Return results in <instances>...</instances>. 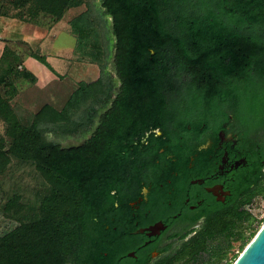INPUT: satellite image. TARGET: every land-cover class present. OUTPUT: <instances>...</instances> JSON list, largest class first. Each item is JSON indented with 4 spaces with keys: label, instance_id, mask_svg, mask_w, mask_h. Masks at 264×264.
<instances>
[{
    "label": "trees",
    "instance_id": "obj_1",
    "mask_svg": "<svg viewBox=\"0 0 264 264\" xmlns=\"http://www.w3.org/2000/svg\"><path fill=\"white\" fill-rule=\"evenodd\" d=\"M80 8L69 22L73 54L95 64L100 76L78 83L60 111L46 104L23 125L10 103L16 81L36 83L21 69L23 58L48 65L29 46L22 54L4 46L0 54V174L14 159L32 164L44 181L33 202L13 194L4 204L3 214L20 224L0 236V264H117L127 247L117 242L104 204L111 187L101 192L100 181L118 169L147 167V146L133 143L145 116H161L176 128L197 114L216 119L228 110L241 128L262 136L264 165V0H0V15L24 22L40 14L60 21ZM110 60L122 92L105 129L76 146L47 141V133L83 134L92 126L111 101ZM171 105L182 106L180 118L164 111ZM174 131L166 132L168 154L176 152ZM252 221L249 210H229L165 256L137 264H218L232 242L241 240L243 250L251 241L254 231L243 239L236 225Z\"/></svg>",
    "mask_w": 264,
    "mask_h": 264
},
{
    "label": "flooded vegetation",
    "instance_id": "obj_2",
    "mask_svg": "<svg viewBox=\"0 0 264 264\" xmlns=\"http://www.w3.org/2000/svg\"><path fill=\"white\" fill-rule=\"evenodd\" d=\"M112 67L115 81L112 78L111 101L99 108L80 144L95 131L105 129L112 103L122 92L113 61ZM165 110L172 114L177 111L176 117L180 118L183 109L171 105ZM174 124L161 116H145L141 137H134L133 143L147 146V167L118 169L100 181L101 192L105 186L111 187L109 201L104 204L111 209L117 242L127 247L119 250L117 264H137L144 257L153 263L215 225L229 210H248L245 201L250 195L264 194V176L254 183L264 173L260 133L241 128L228 110L216 119H201L197 114L191 122L176 128ZM173 130L176 152L168 154L166 132ZM152 140L160 146L152 147ZM243 224L236 226L241 229Z\"/></svg>",
    "mask_w": 264,
    "mask_h": 264
},
{
    "label": "rangeland",
    "instance_id": "obj_3",
    "mask_svg": "<svg viewBox=\"0 0 264 264\" xmlns=\"http://www.w3.org/2000/svg\"><path fill=\"white\" fill-rule=\"evenodd\" d=\"M82 10L84 8H80L76 13ZM73 11L68 12L49 32L44 29L27 30L24 25H19L10 20L0 19L1 38L23 39L25 35L45 37V42L42 44V52L36 50L35 53L43 59L46 56L48 69L58 78L38 83L37 85H34L35 83L29 84L27 80L21 78L16 81L15 86L18 93L10 103L18 120L23 125L30 124L34 114L46 104L60 111L72 92L77 88L78 83L93 82L97 78V71L99 69L95 64H91L87 60H81L77 56L74 58V54L72 55V50L75 46V37L67 33V31L65 32V30L68 28L67 23L69 19L75 13ZM107 20L109 19L107 18ZM13 23L19 27L16 26L17 29L8 28L9 32L5 30L6 28L4 26L8 27ZM12 30H15V33H11ZM108 72L110 77L115 81L112 60L109 62ZM114 83L116 84V82ZM3 135L4 125L0 121V136ZM45 139L58 143L62 147H69L79 145L83 140V134L61 135L47 133ZM43 182V178H41L32 164L18 163L16 160L11 159V163L5 169L4 173L0 174V236L20 224L19 221L3 214L4 204L7 200L13 194H18L21 196L23 203L29 204V202H33L39 194L44 192ZM245 204H248L251 210L253 221L251 225L245 223L241 229L238 228V232H241L243 239L252 231H254L253 235L255 236L264 223V198L254 197L252 194L246 199ZM240 244L241 240L232 242L231 248L227 249L223 259L218 264H233L243 251L239 249ZM233 256L235 257L234 259L232 258Z\"/></svg>",
    "mask_w": 264,
    "mask_h": 264
},
{
    "label": "crops",
    "instance_id": "obj_4",
    "mask_svg": "<svg viewBox=\"0 0 264 264\" xmlns=\"http://www.w3.org/2000/svg\"><path fill=\"white\" fill-rule=\"evenodd\" d=\"M72 10L73 9L69 10L68 12H70ZM68 12H66L65 15ZM73 12H75V13L69 19V21L67 23L68 28L65 30V32L67 31V33H69L70 35H72V34H71L70 23L69 22L74 16H76L78 14V13H76L77 10H74ZM65 15L63 16V18L65 17ZM0 19L10 20V21L16 22L19 25H24V27H26L27 30H29V29H44V30H46L48 32L50 30H52L53 27L58 22H60L62 20L61 19L60 21H54L50 16H47V15H44V14H40L35 20L30 21V22H24V21H20V20H17V19H13V18L9 17V15H5V14L0 15ZM16 26L13 23V24H10L8 27H6V26H4V27L6 28L5 30H7L9 32V29H17V27H19V26H17V27ZM18 31H19V28H18ZM11 33H15V30H12ZM19 42H21L24 45L19 44ZM44 42H45V37H43V36L37 37L35 35H28V36L25 35L23 37V39H18V38L9 39V38H1L0 37L1 52H2V50L4 48V46H9V47L15 49L16 52L20 53V54H22V52L25 51V47L26 46H29L32 50H34V52H36V50L41 51L42 50V44ZM72 55H73V50H72ZM44 57H45V62L47 63V58H46V56H44ZM73 57L75 58L76 56L73 55ZM22 68H24L27 71H29L35 77L36 83L34 85H37L38 83H42V82H45V81L58 79V78H56V75L53 74L48 69V67L43 65L41 62H39L37 60H34L31 57L24 56L23 64L21 66V69ZM98 78H99V70L97 71V78L96 79H98ZM86 83H89V82H86Z\"/></svg>",
    "mask_w": 264,
    "mask_h": 264
},
{
    "label": "water",
    "instance_id": "obj_5",
    "mask_svg": "<svg viewBox=\"0 0 264 264\" xmlns=\"http://www.w3.org/2000/svg\"><path fill=\"white\" fill-rule=\"evenodd\" d=\"M233 264H264V223Z\"/></svg>",
    "mask_w": 264,
    "mask_h": 264
},
{
    "label": "built area",
    "instance_id": "obj_6",
    "mask_svg": "<svg viewBox=\"0 0 264 264\" xmlns=\"http://www.w3.org/2000/svg\"><path fill=\"white\" fill-rule=\"evenodd\" d=\"M262 197L264 198V194H262ZM248 210L251 212L250 208H248Z\"/></svg>",
    "mask_w": 264,
    "mask_h": 264
}]
</instances>
